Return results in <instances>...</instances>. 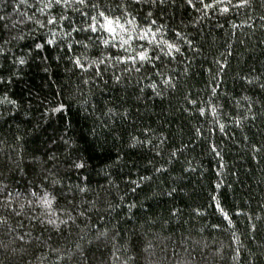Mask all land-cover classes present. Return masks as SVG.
Listing matches in <instances>:
<instances>
[{"label": "trees", "instance_id": "1", "mask_svg": "<svg viewBox=\"0 0 264 264\" xmlns=\"http://www.w3.org/2000/svg\"><path fill=\"white\" fill-rule=\"evenodd\" d=\"M0 264H264V0H0Z\"/></svg>", "mask_w": 264, "mask_h": 264}, {"label": "snow or ice", "instance_id": "2", "mask_svg": "<svg viewBox=\"0 0 264 264\" xmlns=\"http://www.w3.org/2000/svg\"><path fill=\"white\" fill-rule=\"evenodd\" d=\"M81 2H83V0H81ZM101 16H103V13H100ZM49 23H52V21H49ZM112 29H109V31H111ZM37 47H39V45H37Z\"/></svg>", "mask_w": 264, "mask_h": 264}]
</instances>
